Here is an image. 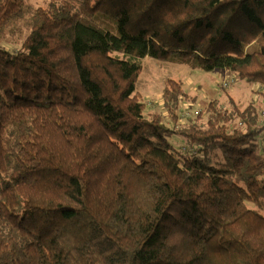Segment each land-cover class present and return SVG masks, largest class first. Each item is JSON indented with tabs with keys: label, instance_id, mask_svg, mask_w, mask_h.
Returning <instances> with one entry per match:
<instances>
[{
	"label": "trees",
	"instance_id": "1",
	"mask_svg": "<svg viewBox=\"0 0 264 264\" xmlns=\"http://www.w3.org/2000/svg\"><path fill=\"white\" fill-rule=\"evenodd\" d=\"M0 264H264V0H0Z\"/></svg>",
	"mask_w": 264,
	"mask_h": 264
},
{
	"label": "rangeland",
	"instance_id": "2",
	"mask_svg": "<svg viewBox=\"0 0 264 264\" xmlns=\"http://www.w3.org/2000/svg\"><path fill=\"white\" fill-rule=\"evenodd\" d=\"M32 1L35 3L44 2V0ZM234 76L235 73L228 69L205 72L192 69L184 62L147 59L137 80L136 90L140 94L141 101L147 102L145 114L150 109H155L157 106H160L164 82L169 77L183 80L186 90L192 96H197L196 102L191 99H184L183 108L192 105V107L204 111L211 99L221 97L224 102L230 95L244 102L257 100L258 92H255V90L259 89L257 84L251 86L237 79V82L228 89L221 87V82L228 81ZM227 90H229L228 93ZM204 118L206 119V116ZM171 141L175 145L181 144L183 148H187L189 145L184 137H174Z\"/></svg>",
	"mask_w": 264,
	"mask_h": 264
},
{
	"label": "built area",
	"instance_id": "3",
	"mask_svg": "<svg viewBox=\"0 0 264 264\" xmlns=\"http://www.w3.org/2000/svg\"><path fill=\"white\" fill-rule=\"evenodd\" d=\"M225 85H227L228 83H224Z\"/></svg>",
	"mask_w": 264,
	"mask_h": 264
}]
</instances>
